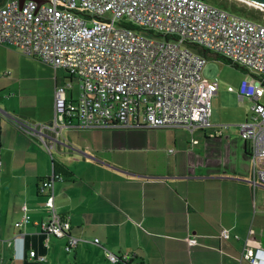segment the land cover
<instances>
[{"label": "crops", "instance_id": "1", "mask_svg": "<svg viewBox=\"0 0 264 264\" xmlns=\"http://www.w3.org/2000/svg\"><path fill=\"white\" fill-rule=\"evenodd\" d=\"M52 72L0 45V239L21 235L11 246L0 244V264H112L106 251L126 254L132 264H253L248 256L264 251V185L251 181L249 145L237 125L212 121L189 133L73 122L50 156L11 118L51 121L54 86L63 81ZM77 93L72 83L67 97ZM53 162L69 172L54 181L53 203L78 239L70 252L67 236L41 232L37 224L49 217L41 183ZM24 212L30 219L17 229ZM32 250L43 259L30 257Z\"/></svg>", "mask_w": 264, "mask_h": 264}, {"label": "built area", "instance_id": "2", "mask_svg": "<svg viewBox=\"0 0 264 264\" xmlns=\"http://www.w3.org/2000/svg\"><path fill=\"white\" fill-rule=\"evenodd\" d=\"M135 29L164 40L138 36ZM0 45L63 75L62 83L54 86L50 122L11 118L50 156L61 130L73 122L83 128L141 126L183 128L189 133L210 126V98L217 92L218 80L202 76L204 58L185 45L241 65L251 73L240 81L236 95L252 105L237 129L249 145L251 181L264 185V105L259 103L264 86L257 78L264 76L263 23L203 0H0ZM74 79L78 93L72 99L66 92ZM226 89L234 91L231 86ZM196 143L197 139L191 140ZM56 180L62 176L52 171L41 183L49 217L37 224L41 232L67 236L64 249L70 252L78 239L69 234L68 219L54 209ZM29 219L24 212L14 227L19 229ZM20 236L0 239V244L11 246ZM219 237L227 239L229 232L220 229ZM187 243L195 245L196 239ZM263 253L256 249L248 259L264 264ZM28 255L43 259L33 250ZM25 256L21 251L19 257ZM105 257L112 264L131 258L108 251Z\"/></svg>", "mask_w": 264, "mask_h": 264}, {"label": "rangeland", "instance_id": "3", "mask_svg": "<svg viewBox=\"0 0 264 264\" xmlns=\"http://www.w3.org/2000/svg\"><path fill=\"white\" fill-rule=\"evenodd\" d=\"M228 1L237 2L238 3L237 5L246 4L239 0H228ZM246 6L249 7L251 5L246 4ZM106 15L110 16L109 14ZM258 21L261 22L264 21V13L261 15L260 20ZM134 31L138 36L147 39H153L156 41L164 40L162 36L152 34L147 30L135 29ZM185 47H187L191 52L204 58L205 62L201 72L202 76L205 79L218 80L217 92L210 98V117H209L210 122L220 121V123H223L225 126H233V125H237L238 123H240V121H243L245 118H247L249 116V110L252 105V102L247 98L239 100L236 95V89L238 88L240 81L244 78H248L251 72L248 71L243 72L241 69L223 63L221 60H218L215 54L211 51L203 55L202 50L197 47L190 45H185ZM51 70L53 71V69L50 67V71ZM57 72L60 73V75H58V80L59 82H61L62 80L61 72L60 71ZM52 73L54 75V72ZM41 75H45V73L41 72ZM72 83L74 86L77 85L78 87V81L76 79H74ZM227 86H231L234 89V91L231 92L227 91L226 89ZM259 103L264 105V93L260 97Z\"/></svg>", "mask_w": 264, "mask_h": 264}, {"label": "trees", "instance_id": "4", "mask_svg": "<svg viewBox=\"0 0 264 264\" xmlns=\"http://www.w3.org/2000/svg\"><path fill=\"white\" fill-rule=\"evenodd\" d=\"M207 3H210L216 7L228 10L230 12L242 15L244 17H247L249 19L258 21L260 20L261 15L264 13L261 10H258L257 8H253L252 6L247 7L246 4H242V5H237V2H229L228 0H203ZM261 22V21H259ZM264 24V21L261 22ZM202 50V54L205 55L207 52H209L206 49H201ZM216 58L218 60H221L223 63L225 64H229L235 68L241 69L243 72H247V69H245L244 67H242L241 65L237 64V63H233L231 62L229 59L219 55V54H215ZM257 78L259 80H261L263 86H264V76L260 75L257 76ZM53 172L55 174H59L62 177H69V172L68 169L66 168L65 165H63L62 163L59 162H53ZM116 264H132V260L129 259L127 261H122V262H118Z\"/></svg>", "mask_w": 264, "mask_h": 264}, {"label": "water", "instance_id": "5", "mask_svg": "<svg viewBox=\"0 0 264 264\" xmlns=\"http://www.w3.org/2000/svg\"><path fill=\"white\" fill-rule=\"evenodd\" d=\"M239 1H242V2H244L246 4H249V5H251V6L255 7V8H258V9L264 11V0H239ZM56 141H57L56 144L58 142H60L58 140H56Z\"/></svg>", "mask_w": 264, "mask_h": 264}]
</instances>
